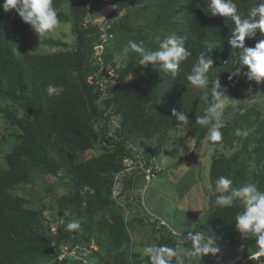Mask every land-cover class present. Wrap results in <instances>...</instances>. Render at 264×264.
Listing matches in <instances>:
<instances>
[{
    "label": "trees",
    "instance_id": "1",
    "mask_svg": "<svg viewBox=\"0 0 264 264\" xmlns=\"http://www.w3.org/2000/svg\"><path fill=\"white\" fill-rule=\"evenodd\" d=\"M233 2L244 18L260 0ZM53 6L60 23L71 24L74 43L46 40L43 44L51 51L42 55L28 51L34 30L14 10L0 9V121L7 133L4 142L11 146L0 172V264H151L135 251L133 241L138 226L147 223L140 196L131 193L140 190L144 175L136 170L116 178L140 142L155 143L141 157L157 164L168 135L177 129L186 131L196 147L213 149L205 172L212 191L210 210L199 233L224 253L222 263L218 252L194 259L196 264H227V253L231 264H264L257 238L236 229L235 217L244 210L242 198L234 197L231 208L215 203L245 183L264 191V110L237 101L245 94L248 69L241 62L243 49L231 43L235 23L213 15L211 0H53ZM107 6L115 9L108 15L103 41L101 28L90 23ZM171 35L183 38V47L191 53L175 74L159 64L141 65L138 53L123 51L130 40L158 50ZM262 39L264 31L257 29L244 46L254 47ZM116 53L125 56V62L117 66V82H106L103 89L104 73L116 66ZM201 55L213 61L204 89L186 78ZM216 79L221 99L230 106L221 117L222 140L213 142L208 128L196 119L216 102L211 92ZM50 84L63 91L49 95ZM261 100L264 104L263 90L254 102ZM173 110L186 113L188 125L176 120ZM220 176L233 181L229 192L216 191ZM46 177L52 183L45 185L40 209L14 194L15 188ZM85 185L94 191L82 194ZM135 207L141 216L128 217ZM149 220L155 245L193 247L168 224L161 225L163 220ZM72 221H79V230L67 228ZM72 250L76 254L70 255ZM257 253L258 261L251 260Z\"/></svg>",
    "mask_w": 264,
    "mask_h": 264
},
{
    "label": "clouds",
    "instance_id": "2",
    "mask_svg": "<svg viewBox=\"0 0 264 264\" xmlns=\"http://www.w3.org/2000/svg\"><path fill=\"white\" fill-rule=\"evenodd\" d=\"M0 9L5 13L14 10L21 20L38 35L52 32L60 24L57 10L53 6V0H3ZM211 12L213 15L219 14L228 17L235 23V38L231 43L233 46L243 49L241 62L248 69L246 75L249 80H254L258 84L264 81V39L258 41L254 47L247 48L244 46L246 37L254 36L257 29L264 31V0H260L258 5L251 7L244 18H242L233 0H211ZM257 17L259 19H256ZM130 49L139 54L141 65L159 64L162 69L172 74L176 73L179 62L191 55L183 47V38L175 35H171L160 42L158 50H151L143 42L136 43L131 40L128 41L123 51L127 54ZM212 63L211 59L205 60L201 55L190 74L187 75V80L199 89L206 88L209 85L208 70ZM220 87L219 79L212 81L211 92L216 102L207 107L205 115L196 119L197 124L208 128V139L213 142L222 140L221 129L224 127L221 111L225 107V102L221 99L224 95L223 92L218 91ZM62 91L61 87L52 84L47 87L49 95H59ZM172 115L183 125H188L189 119L186 113H177L173 110ZM246 134L244 133V135ZM232 183L233 181L226 176H220L215 181L216 191L220 193L229 192ZM93 191L92 188L85 185L82 194ZM234 197L242 198L244 206V210L235 217L236 229L241 234L255 236L257 243L264 249V191L259 190L255 183H245L239 189H233L230 195L218 196L215 203L221 207L231 208ZM80 227L79 221H72L67 224L69 230H79ZM188 235L193 244L192 248L153 244L145 246L143 253L151 264H172L173 258H176L177 264H185V260H199L202 255H215L220 251L219 247L213 246L211 238H205L199 232ZM257 254L261 255V253ZM253 256L250 257L251 260H254ZM258 259L254 261H258Z\"/></svg>",
    "mask_w": 264,
    "mask_h": 264
},
{
    "label": "rangeland",
    "instance_id": "3",
    "mask_svg": "<svg viewBox=\"0 0 264 264\" xmlns=\"http://www.w3.org/2000/svg\"><path fill=\"white\" fill-rule=\"evenodd\" d=\"M114 9L113 6L103 7L99 13L93 16L90 23L92 26L96 25L101 28L103 41L107 38V28L104 26L108 15ZM46 40H61L68 44L74 43L71 24L60 23L54 31L45 35H38L34 31L31 45L28 49L29 53L42 55L50 52L51 49L43 44ZM105 44L107 43L105 42ZM96 53L101 54V51H97ZM114 62H116L115 67L110 65L106 69L111 71L112 74L109 76L110 81L107 79V81L101 83L103 89L106 87V82H117L119 67L125 62V56L119 53L114 54ZM246 79L244 81L245 94L237 100L239 105L242 104V106L248 108L251 105L257 104L256 106L263 111L264 104L262 100L256 103L254 101L258 99L261 91H264V83L258 84L254 80H249L248 77ZM228 106H230V103L225 102V107L221 111V117L227 115L225 109ZM117 124L118 119L114 118L112 120V127L115 128ZM3 135L7 136V133L4 132L3 123L0 121V172L5 169L4 156L11 147L10 144L4 142ZM147 146L153 147L155 143L140 142L137 146H134V152L142 156V152ZM212 152L213 149H207L206 144L202 145V147H196L195 141L189 138L183 129H177L168 135L167 143L162 150L161 156L155 159V163L162 168L161 172L154 175L149 183L141 180L140 190L131 191L136 197L140 196L147 212V217L145 216L147 223L139 225L138 230L133 234L136 252L144 255L143 248L155 244L153 242V237L155 236L153 224L149 220V216L163 220L165 225L168 224L169 227L179 234L203 231V219L205 214L210 210L209 197L212 194L211 186L205 177ZM91 155L90 153L87 154L88 157ZM35 181L34 184L22 185L15 188L14 194L28 200L32 207L40 209L39 204H41V200L44 197L45 185L52 183V179L48 177L45 179L36 178ZM139 216H141V212L136 207L129 210L128 217L134 218ZM44 217L48 219L49 216L45 213ZM76 251L72 250L70 254L74 255ZM80 255L84 254L80 253ZM226 255L227 264H231L228 253ZM217 259L219 262H222L220 254ZM172 264H177L176 258H173ZM185 264H196V261L194 259L185 260Z\"/></svg>",
    "mask_w": 264,
    "mask_h": 264
},
{
    "label": "built area",
    "instance_id": "4",
    "mask_svg": "<svg viewBox=\"0 0 264 264\" xmlns=\"http://www.w3.org/2000/svg\"><path fill=\"white\" fill-rule=\"evenodd\" d=\"M104 74L107 77V79L110 81L109 76L112 74V72L106 70ZM111 84L114 85L115 83L111 82ZM126 163H127L126 169L116 178L117 180H120L121 176L122 175L124 176L125 173H132L136 170H139L140 173H142L144 175L146 183H149V182H151L154 175L161 172V169H162L158 164H154L152 161L147 162L144 159V157H141V156L135 154V152H134V158L128 159L126 161ZM118 187H119V185H116L115 190H117ZM161 225H165L164 221L161 222ZM173 234L176 236L179 235L176 232H173ZM193 234H195V233H193ZM179 236L182 237V241H184V242H192L188 234L179 235ZM219 249H220L219 254L221 255V258H222L224 250L220 247H219ZM259 256H260V254L254 255L253 256L254 260L258 259ZM220 263H222V262H220Z\"/></svg>",
    "mask_w": 264,
    "mask_h": 264
}]
</instances>
